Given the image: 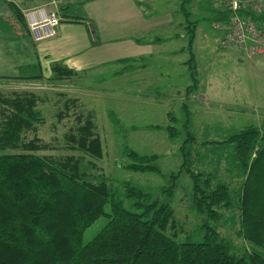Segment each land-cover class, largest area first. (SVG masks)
<instances>
[{
    "label": "trees",
    "instance_id": "trees-1",
    "mask_svg": "<svg viewBox=\"0 0 264 264\" xmlns=\"http://www.w3.org/2000/svg\"><path fill=\"white\" fill-rule=\"evenodd\" d=\"M189 1L180 0L179 6L186 20ZM11 6L23 21L19 9ZM212 12L214 22L227 19L220 9ZM194 24L185 25L191 56ZM56 67L48 79L70 78L78 72L63 65ZM26 74L0 77L41 78L40 74ZM12 92H0V264H264L262 254L244 249L239 253L213 225L220 216L217 209L231 207V197H236L238 232L264 253V119L260 126H247L227 133L220 141H210L215 144L213 154L218 159L225 157L227 170L239 180L237 196H231L232 190L222 180L213 182L217 175L203 179L193 173L187 162V134L180 147V169L170 175L167 186L159 188L156 198L124 183V196L131 200L128 208L105 179L93 182L83 178L86 173L80 168V157L39 154L52 148L38 135L44 117L37 105L43 99L32 91ZM62 98L66 104L56 114L58 120L66 115L63 112L68 111L69 102H78L77 97ZM83 113L76 112L75 124L63 137L70 150L100 158L103 148L93 115ZM123 152L132 161L122 168L159 173L157 154H139L128 148ZM181 172L190 178L189 195L195 210L204 217L203 235L198 240L177 239L170 198ZM102 215L106 223L83 243L86 228Z\"/></svg>",
    "mask_w": 264,
    "mask_h": 264
},
{
    "label": "rangeland",
    "instance_id": "rangeland-1",
    "mask_svg": "<svg viewBox=\"0 0 264 264\" xmlns=\"http://www.w3.org/2000/svg\"><path fill=\"white\" fill-rule=\"evenodd\" d=\"M143 1L147 12H154L153 6L157 4L160 15H176V24L168 19L170 23L157 32L164 37L154 54L112 61L79 71L70 78L48 79L51 69L44 72L43 79L0 77V92L4 95L12 91L38 94L43 101L38 103L37 109L44 117L38 125V135L52 146L38 153L80 157V168L86 173L83 178L93 182L105 179L128 208H131V200L124 196V183L130 182L156 198L159 188L167 186L170 175L180 169V147L187 134L190 136L186 143L187 162L193 173L203 179L205 175L212 178L217 175L213 182L222 180L232 190L231 196H237L239 180L227 170V159H218L213 154L215 144L210 141H220L227 133L247 126H260L264 119V58H247L235 46L225 47L220 43L228 26L227 23L219 28L213 26L212 9L224 11L220 0L189 1L186 5L189 20L185 18L182 27L180 16L185 15L179 9L180 0ZM20 4L36 6L39 0ZM68 8L72 12L73 8L69 6L66 10ZM23 21L26 22V18ZM187 22H195L191 26L194 29L193 56L186 46ZM7 69L8 73L34 75L36 67ZM189 85L192 86L187 94ZM62 95L77 97L78 102L76 105L69 102L68 111L63 112L66 115L58 120L56 114L66 104ZM78 111L93 115L103 148L100 158H90L68 148L63 136L75 124L74 115ZM125 148L139 154H157L159 173L122 168L121 165L132 161L123 152ZM175 183L170 205L174 210L177 239L198 240L203 235L204 217L195 210L189 195L190 178L181 172ZM229 206L217 209L220 216L213 225L219 235L231 242L239 253L244 249L264 256L238 232L240 212L236 197H231ZM106 221L104 215L96 219L84 231L82 242L89 241Z\"/></svg>",
    "mask_w": 264,
    "mask_h": 264
},
{
    "label": "crops",
    "instance_id": "crops-1",
    "mask_svg": "<svg viewBox=\"0 0 264 264\" xmlns=\"http://www.w3.org/2000/svg\"><path fill=\"white\" fill-rule=\"evenodd\" d=\"M9 1L0 0V76H17L7 68L35 66V74L43 79L44 72L56 66L79 72L126 58H145L162 44L164 36L157 34L159 29L170 23L168 19L174 23L176 19L174 13L160 15L157 4L154 12H147L143 0H61L56 33L36 40L11 4L23 18L28 8L37 5L20 4L33 0ZM69 6L72 12L66 10ZM180 20L182 27L184 17Z\"/></svg>",
    "mask_w": 264,
    "mask_h": 264
},
{
    "label": "built area",
    "instance_id": "built-area-1",
    "mask_svg": "<svg viewBox=\"0 0 264 264\" xmlns=\"http://www.w3.org/2000/svg\"><path fill=\"white\" fill-rule=\"evenodd\" d=\"M9 1V0H8ZM227 19L215 22L214 28L227 23V30L221 44H234L246 57L264 58V0H220ZM61 0H40L24 15L29 31L36 40L51 37L61 21L59 5Z\"/></svg>",
    "mask_w": 264,
    "mask_h": 264
}]
</instances>
